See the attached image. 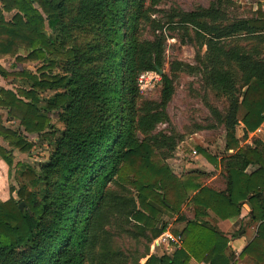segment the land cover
<instances>
[{
    "label": "trees",
    "instance_id": "1",
    "mask_svg": "<svg viewBox=\"0 0 264 264\" xmlns=\"http://www.w3.org/2000/svg\"><path fill=\"white\" fill-rule=\"evenodd\" d=\"M162 1L0 0V61L43 62L37 72L0 66L3 76L20 78L13 88L0 86V108L19 121L7 126L0 113V157L10 170L20 166L27 181L11 184V197L0 200V264H238L225 256L229 237L210 211L226 219L245 203L249 222L259 225L240 258L264 264V141L241 144L264 122V10L248 18L232 15V0L191 10L161 8ZM168 32L198 47L195 65L174 59L164 70L166 44L175 37ZM158 68V97H146L138 76ZM181 72L201 74L226 101L224 110H211L224 125L229 154L209 157L223 188L201 180L207 171L178 175L165 162L182 136L157 127L170 122ZM31 136L53 145L37 166L15 161L16 151L32 153ZM165 214L186 223L173 256L150 253ZM121 234L143 239V250L116 246Z\"/></svg>",
    "mask_w": 264,
    "mask_h": 264
},
{
    "label": "rangeland",
    "instance_id": "2",
    "mask_svg": "<svg viewBox=\"0 0 264 264\" xmlns=\"http://www.w3.org/2000/svg\"><path fill=\"white\" fill-rule=\"evenodd\" d=\"M212 0H163L161 8H169L171 6H178L184 10H191L195 6L201 4L208 6ZM233 4L230 7L232 15L240 17H255L257 11L262 5L264 10V0H232ZM12 14H7L10 17ZM175 35L169 38L166 44V65L164 70L169 72V64L174 59H179L190 64H196V51L198 47L195 44H184L181 41L180 33H170ZM245 43V42H243ZM205 50V48H203ZM21 53L25 55L26 50L21 49ZM3 66L9 69V72H18L22 69H27L32 72H37L38 68L43 64L42 60L19 61L14 57L2 59ZM63 65V61H59V69ZM1 74V73H0ZM3 79V80H1ZM20 78H15L13 75H8L4 78L0 77V81L4 84L15 87L20 83ZM156 86L153 89L147 88L143 91V95L149 98H157L158 91ZM46 95V94H44ZM226 101L216 95L215 91L207 87L203 81L202 75L199 73L181 72L177 79L176 92L172 100L168 104V112L170 114L169 123H161L158 125V130H165L170 132L173 130L175 133L182 136L178 141L177 146L171 156L165 160L170 165L173 171L178 175H186L194 168V164H199L201 167L207 168L210 175L202 177L201 180L215 188H223L225 186L224 178L220 174V167L216 172L213 171L212 163L209 159L210 156L216 157L219 161L221 158L229 154L226 150V130L224 125L218 123L212 113V107L224 110ZM242 114V111H241ZM52 120L55 125L62 129L63 123L58 119V114H52ZM18 125V122L14 125ZM16 125V127H17ZM244 134L243 123H240L236 128V135L240 138ZM261 129L259 131L250 132L248 137L241 142V144L253 145L256 139H261ZM31 136L30 139L35 142V148L32 153H20L16 151L15 161H24L33 165H38L51 154L52 144L48 140H34ZM199 147L203 148L205 152H201ZM158 159V157H156ZM207 164V165H206ZM209 164V165H208ZM211 169H210V167ZM201 170V169H199ZM10 182L15 188H19L27 181L20 176V166H15L11 170ZM183 210L187 216L191 217L193 211L188 203H185ZM177 218V215H174ZM172 219H167L169 224L172 222V228L178 230L177 223ZM144 240L141 239L136 242L130 236L121 234L115 237V244L127 251H133L135 246L139 250H143ZM138 243V244H137ZM245 264H253L250 259L243 258Z\"/></svg>",
    "mask_w": 264,
    "mask_h": 264
},
{
    "label": "crops",
    "instance_id": "3",
    "mask_svg": "<svg viewBox=\"0 0 264 264\" xmlns=\"http://www.w3.org/2000/svg\"><path fill=\"white\" fill-rule=\"evenodd\" d=\"M0 66H2L5 70L9 71V69L6 66H3L2 59L0 61ZM0 77L4 78L5 76L0 74ZM3 82L4 81L2 82L0 81V86L6 87V88H13V85L10 86V85L4 84ZM0 113L2 114V118H3L5 125L11 126L12 128H16L17 124L14 125V123L16 122H18V125H19L18 120H11L9 118L8 113L4 108L2 107L0 108ZM262 126L264 129V122ZM261 134L264 135V130L261 132ZM34 139L36 140L37 137L35 136ZM261 139L264 141V137L261 136ZM0 142L4 144V141L1 137H0ZM209 164L211 165L213 171L215 170L216 172H219L217 171V169L212 163H209ZM194 165H195L194 168L196 169H201L205 172L210 171L207 168L201 167V165L199 164H194ZM10 176H11V170H10L9 165L6 163L4 159L0 157V200L2 201H7L11 197ZM250 210H251L250 205L248 203H245L240 215L226 218V219H221L214 212L210 211V215L213 221H215L218 227L220 228V230L223 231L229 237L228 246L224 250L225 256L230 258L232 261H237L238 264H245L243 259L240 258V254L244 250V248L248 245V243L255 237L257 233V228L259 225L258 222H249L248 213ZM172 217L173 215L165 214V220L172 219ZM173 219L174 221H176L175 216ZM171 223L172 222H170V224ZM175 223H177V226H178V230L175 229V231H181L186 225L185 222L176 221ZM175 252L176 251H167L164 248H158L155 251L154 250L150 251L151 254H155L157 256H162L164 254H169L170 256H173ZM145 261H146V258H143L141 260V264H143ZM195 261L197 260L195 258H192L189 264H193Z\"/></svg>",
    "mask_w": 264,
    "mask_h": 264
},
{
    "label": "built area",
    "instance_id": "4",
    "mask_svg": "<svg viewBox=\"0 0 264 264\" xmlns=\"http://www.w3.org/2000/svg\"><path fill=\"white\" fill-rule=\"evenodd\" d=\"M161 73L156 70L143 71L138 76V84L142 92L147 88L153 89L161 83ZM264 130L261 125L256 131ZM183 246V237L181 231H175L169 223L150 244V251L158 248H164L167 251H175ZM193 264H210L205 261H195Z\"/></svg>",
    "mask_w": 264,
    "mask_h": 264
},
{
    "label": "water",
    "instance_id": "5",
    "mask_svg": "<svg viewBox=\"0 0 264 264\" xmlns=\"http://www.w3.org/2000/svg\"><path fill=\"white\" fill-rule=\"evenodd\" d=\"M158 71H159L160 73H163V69H161V68H158ZM20 208H21L22 210L25 209V208H27L26 203H25V202H21V203H20Z\"/></svg>",
    "mask_w": 264,
    "mask_h": 264
}]
</instances>
